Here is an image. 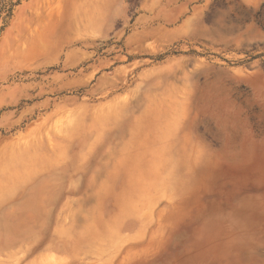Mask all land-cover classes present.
Returning <instances> with one entry per match:
<instances>
[{
  "label": "rangeland",
  "instance_id": "rangeland-1",
  "mask_svg": "<svg viewBox=\"0 0 264 264\" xmlns=\"http://www.w3.org/2000/svg\"><path fill=\"white\" fill-rule=\"evenodd\" d=\"M0 264H264V0H0Z\"/></svg>",
  "mask_w": 264,
  "mask_h": 264
}]
</instances>
